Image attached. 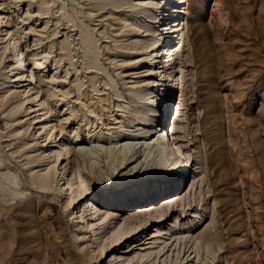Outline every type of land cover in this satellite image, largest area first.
Here are the masks:
<instances>
[{"label":"rangeland","instance_id":"374dc122","mask_svg":"<svg viewBox=\"0 0 264 264\" xmlns=\"http://www.w3.org/2000/svg\"><path fill=\"white\" fill-rule=\"evenodd\" d=\"M152 1L0 0V264H139L147 251L149 264H264V0L176 4L172 19L181 26L174 35V59H165L170 78L162 88L167 87L171 120L177 119L174 137L191 160L181 190L173 187L135 209L120 206L164 185L163 170L169 180H178L182 158L180 164L157 162L131 175L121 189L122 201L111 200L99 186V178L114 175L118 164L113 132L132 141L125 132L140 134L134 131L138 125L153 117L152 125L164 109L144 100L145 90L162 78L151 71L147 54L159 48V43L148 48V29L160 35L166 26L149 16L161 9V0ZM15 32L29 55L39 58L34 51L39 47L45 56L43 65H35L42 77L37 98L32 99L37 89L26 76L18 88L24 93L15 92L10 81L15 72L2 42L11 40L12 53ZM102 95L108 97L107 112H92L89 97ZM36 116L39 123H33ZM77 139L85 147L82 153L57 159L62 147L69 150ZM98 141L115 145L109 148L114 152L104 149L93 158L89 149ZM66 172L75 181L72 190L84 182L96 193L85 221L111 209L120 219H92L96 231L76 219L93 194L79 204L62 195L58 183ZM180 191L176 201H163ZM160 214L168 216L153 222ZM130 226L148 227L115 246ZM152 236L149 248L126 252ZM103 245L106 252L99 256Z\"/></svg>","mask_w":264,"mask_h":264},{"label":"bare ground","instance_id":"6f19581e","mask_svg":"<svg viewBox=\"0 0 264 264\" xmlns=\"http://www.w3.org/2000/svg\"><path fill=\"white\" fill-rule=\"evenodd\" d=\"M179 1H180V3H183V0H161L158 3L159 5H161V7H160L161 9L158 11L159 13L157 14V13L152 12L149 16L155 17L157 20L156 22L161 23L163 27H164V24L166 23V26L164 27L163 30H164V32L165 31H167V32L166 33L163 32L162 34L159 35L158 31L155 30L154 27H151L148 29L147 34L145 35L146 37L150 36L149 38H147V42H151L150 45L148 46V48L152 47V45H156L157 43H159L158 44L159 48H157V49L153 48L147 54L150 57L149 59L151 62V67H150L151 71L159 72L160 76H162V78L160 79V82L158 79H155L153 81L154 82L153 87L151 89L148 88L145 90L144 100L148 101L149 104H151L152 106H155L157 103L163 104L164 109L162 110L161 115L159 117H156V118H158V120L156 122H154L152 125H150V123L148 124V122H150L151 118H153V117L147 118L145 121H143L142 123H140L138 125V128H136L134 131L140 132V134H136L133 132H131V133L125 132V135L130 134V138H132V141L125 142L126 139L123 138L124 133L121 134V132L119 133V131L113 132L116 134L110 136V140H111L110 142L114 141L115 145H116V149L119 150V151L117 150L118 152L116 151L117 153L115 152L117 154L116 160L118 158V164H116L117 165L116 167H113L114 168L113 169L114 175L104 174V175H106V177H104L106 179H103V177L99 178V182L101 183L99 186L106 189V191H107L106 193H107V195L111 196V200L122 201L123 200V197H122L123 193L121 192V189L124 187V184L126 183V181L128 180V178L131 175L136 174L140 169H143L144 167H146L145 169H148V168H150L151 165L156 164L157 162L161 163V162L166 161V160L168 161L171 159H174V160L176 159V164H180L179 158L183 159V162L180 164V168L178 171V174H180L182 176L178 180H174V181L169 180L168 171L163 170V176L167 180V182H165L164 185L156 186L153 189L151 188V191L147 194H140L139 196L136 195L132 198L131 197L126 198L125 201H123V203H120V206L122 208L128 206L129 208L132 207L133 209H135V205L138 203H145L147 201H155L156 202L158 199H160L164 195L168 194L169 190H171V188H173V187L175 188L174 191L181 190V188L183 187V185L186 182V175H187L186 173L191 166V160H188V157H187L186 153L184 152L182 145L174 137L173 131L175 130V127L177 124V119L175 118L174 121L171 120L173 117V114L168 111L170 105H169L168 100H167L168 96L165 97L167 87L162 88L163 86L167 85L166 82H168L169 78H170V73H168V71L165 72V68H166L165 67L166 66L165 65V63H166L165 59L166 58H171L172 60L174 59V54H175V45H173V43L175 41L174 35L176 32L180 31V26H181V22H179L180 21L179 19H177V18L172 19L173 12L178 11L176 4ZM153 2H154V0L152 1V3ZM176 15H177V13H175V16ZM2 18H3V15L0 14V19H2ZM5 27H6L5 30H6L7 34H11L13 28L9 25H7ZM14 35L18 38V42L12 48V50H13L12 53H11V40H6V41L2 42L5 52H10L11 60H10V63L8 66L12 69L11 71L15 72L14 75L12 73L9 76L11 78L10 81L16 83L15 87L17 89L15 92L24 93L25 90L21 91V90H18V88L21 87V86H19V84H21L24 81H27V79L25 78V76H26L27 78H29L31 80L30 83L34 84L32 89L33 90L37 89V95L32 97V99L37 98L41 92L42 77L40 76L39 73L38 74L36 73L35 65H38V66L43 65L46 62V61H44L45 56L43 55V52L39 51L40 50L39 47H37L34 50L35 52H37V56L39 58L35 59V57H33L32 55H29L28 51L25 50V48L23 47L22 41L20 40V37L17 35L16 32L14 33ZM161 43L163 45H160ZM32 45H34V46L37 45L35 40L32 42ZM173 48H174V50H173ZM178 48H177V51H178ZM14 53H15V55H14ZM154 54H157V55L154 56ZM15 58L18 61H19V59H22L20 61V63L16 62V63H18L17 66L14 65V64H16L14 61ZM37 59H40L42 62L37 63V61H35ZM167 61H169V60H167ZM73 68H74V66H73ZM53 79H54V77H53ZM64 80H65V78H64ZM77 91H79V90H77ZM77 93H79V92H77ZM31 96H33V95H31ZM81 98H83V95L81 96ZM28 100H29L28 97L23 99L21 101V104L24 105L25 102H27ZM89 100L91 103L90 107L91 106L93 107V109H91L92 112H95V111L99 112L100 110H102L101 112H103V110H106L105 112H107L108 97L106 95H102V96L98 97V99H96V100L94 97L90 96ZM109 101H110V99H109ZM30 111H32V110H30ZM108 111L110 113L112 112L111 110H108ZM48 112H51V110L49 109ZM37 118H38L37 116L34 117L33 123H39ZM59 119H60V122L62 123L61 124V126H62L64 122H62L63 121L62 118H59ZM147 125L151 126L150 130H148V131L143 130L144 129L143 126H147ZM55 128H56V124H52L51 131H54ZM40 129H42V128L40 127ZM144 133H146V134L143 136ZM131 135L132 136H135V135L139 136V138H137V137L133 138ZM52 136L53 135H51L50 138ZM77 137H79V134H77ZM48 139H49V137H48ZM165 139H167L169 141V143H167V141H165ZM78 140L79 139L75 140V143H72V145L69 146L70 151L68 150V147L65 151H64V148L62 147V149L59 151V154H57V159L61 158L62 153L64 155L68 156L71 151L73 152L74 156L80 155L82 153V148H85V147H81L82 145L79 144L80 142L79 143L77 142ZM50 142H52V141H50ZM170 143L172 145H174V147L172 145H170ZM43 145H46V144L44 143ZM64 146L66 147L65 144H64ZM114 146L107 147L105 144H102V143H100V141H98V143H95V145L93 144V146L90 147L89 151L91 152V154H93L92 155L93 158L94 157L97 158L100 153L105 151L104 149L108 150L109 148L111 149V147H114ZM102 150H104V151H102ZM43 152H44V155H47V154L50 155L51 153H53V151L48 153L47 150H44ZM113 152H114L113 150H112V152L110 150V153H113ZM52 167L50 169L53 170L54 168H52ZM66 174H67V172H66ZM115 176H116V180H117L116 182L113 179V177H115ZM63 178H65V180L58 183V189L60 190L62 195L66 194L69 196V194H70L74 203L78 199V202H76V203L79 204V203H81V201L83 199H85L86 197L93 194V198L89 200V205L86 206L83 210L77 211V216H76V219H82V221L84 220V222L88 226V229H89L90 225H92V230L96 231V229L98 227L97 226L95 227V224H92L93 223L92 221L96 220V219L98 221L104 217L108 218V219L109 218L110 219H120V217L115 214L113 209H111V211H105V213L98 215L97 216L98 218L93 219L91 217V219L89 221H87V220L85 221L84 214L86 213L85 211H88V209H86V208H89V206H92L91 210L93 209V207L95 205V202H93V200L96 199V196H95L96 193L94 192V190L91 191V187H89V183L86 185V184H84V182H82L80 184V187L78 186V188H77V186H76V188L74 190H72L74 188L75 181L72 178H70L68 174L63 176ZM70 190H72L71 193H70ZM180 194H181V191L177 195L166 198L163 201L166 203L174 202L178 199ZM168 200H170V201H168ZM104 202L106 203L107 201H104ZM102 204H104V203L102 202ZM108 204L111 205V202ZM187 204H188V202H187ZM96 208L97 207H95V209ZM143 208L144 207H141L140 211ZM173 208H174L173 210L175 211V207H173ZM191 209L192 208H189V210H191ZM97 210H100V208L98 207ZM95 213H97V211ZM87 215L93 216L92 213H88V214H86V216ZM186 215H188V214L186 213ZM167 216L168 215H166V214H160L159 216L154 217L156 219H154L153 222H163L165 217L167 218ZM79 222H80V220H79ZM148 223L150 224V222H148ZM147 227L148 226L141 227V230H139L140 227L130 226L129 227V233L127 234L128 235L127 238L123 239V237H121L118 240L119 243H117L115 246L125 244L128 239L132 238L133 235H136L137 233H139L140 231H142L143 229H145ZM136 230H139V231L135 232ZM132 232H134V234L131 236L130 233H132ZM154 237H156V236H152L150 238L139 239L138 241H136L133 244V247L131 249L126 250V252L130 253V252L134 251L135 249H147V248H149V247H146V246H148V244L151 243V241L149 239H154ZM154 243H155V241H154ZM106 246L103 245L100 247V249H99L100 255L98 254L99 256L103 255L106 252V249H107ZM143 246H145V247L143 248ZM148 255H149L148 251L145 254H142L140 257L139 264H149L148 261H150V260L144 261V258H146ZM99 256H97L98 259H99ZM112 258L114 260H116V262L120 261L117 259V255H114V253H113ZM112 258L109 260V262H112V260H113Z\"/></svg>","mask_w":264,"mask_h":264}]
</instances>
